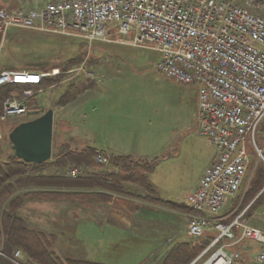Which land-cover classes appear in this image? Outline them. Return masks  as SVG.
<instances>
[{"label":"built area","instance_id":"obj_1","mask_svg":"<svg viewBox=\"0 0 264 264\" xmlns=\"http://www.w3.org/2000/svg\"><path fill=\"white\" fill-rule=\"evenodd\" d=\"M245 2L254 5L259 0ZM12 29L80 35L89 42L113 41L121 34L134 46L158 51L161 73L197 85L199 133L217 153L187 197L192 209L187 234L199 237L216 230L217 236L190 264L211 249L202 264H232L246 239L261 243L256 258L264 262V230L250 225L243 214L230 222L214 216L239 193L251 163L249 150L264 161V150L256 141L264 119V14L233 0H49L35 8H0V52ZM59 73V68L1 69L0 86L39 84L43 77ZM42 91L27 89L21 97L14 92L4 101L0 119L25 114L29 97ZM97 160L106 158L98 154ZM80 172L71 167L66 174ZM20 258L16 250L11 260L23 264Z\"/></svg>","mask_w":264,"mask_h":264},{"label":"rangeland","instance_id":"obj_2","mask_svg":"<svg viewBox=\"0 0 264 264\" xmlns=\"http://www.w3.org/2000/svg\"><path fill=\"white\" fill-rule=\"evenodd\" d=\"M8 1L16 2L17 7L35 8L49 0ZM233 1L246 5L255 13L264 14V0L254 5H247L245 0ZM11 33L9 42L0 52V70L40 67L60 69L59 75L62 77L57 83L43 89V93L38 92L29 97L38 98L44 112L49 108L54 110L53 151L62 144L76 149L87 145L100 147L107 136V123L110 125L112 119L123 121L127 127L125 137L129 138L132 147L142 145L158 158L154 170L149 174L151 190L136 184L137 189L142 193L152 191L153 195L168 200L187 201L188 195L195 190L217 153L209 139L199 133L197 85L179 83L161 73L157 69L161 56L158 51L134 46L129 37L121 34L114 35L113 41L89 42L80 35H57L21 29H12ZM69 59L75 62L63 71L61 65ZM105 104L115 107L118 115L104 113ZM34 115L27 110L23 115L0 119V150L4 158L11 153L8 141L13 126ZM112 131L113 140L122 132ZM256 141L264 150V119L258 125ZM249 151L250 167L255 170L256 165L264 164V161L256 152ZM134 158L139 160L136 155ZM43 170H57L56 162L50 161ZM104 208L90 201H43L25 203L20 213L31 227L46 234L61 231L62 226L66 225L71 228V233H64L68 236L67 242L63 236L55 233L57 240L53 250L63 258L89 259L103 264H160L169 246L156 254H150L152 249L149 246L135 249L123 246L118 251L110 246L108 255L97 259L91 255L85 256L84 249L94 252L101 243L105 245L113 238H117L121 245L125 244L123 240L126 232H120L109 224ZM54 218L56 221H53ZM76 223L78 231L73 229ZM149 224L137 219L128 233L140 235L139 232L150 230L144 228ZM191 238L187 229L179 237L180 240ZM240 246V252H244V248L250 251L252 261L257 260L260 242L246 239ZM26 259V256L20 258Z\"/></svg>","mask_w":264,"mask_h":264},{"label":"trees","instance_id":"obj_3","mask_svg":"<svg viewBox=\"0 0 264 264\" xmlns=\"http://www.w3.org/2000/svg\"><path fill=\"white\" fill-rule=\"evenodd\" d=\"M3 7L13 9L17 7V3L0 0V8ZM74 62L75 60L69 59L61 65V69L65 71ZM28 70L42 72L49 71L50 68L40 67ZM58 75L45 76L39 84L6 83L0 86V110L3 108L4 101L12 93L16 92L22 96L27 89L50 88L61 79V74ZM27 110L35 115L26 120L38 117L44 112L38 98L28 100ZM8 145L11 150L9 156L4 158L3 151L0 150V264H16L11 260L16 250H20L23 256L27 257L26 260H21L23 264H103L89 259L63 258L58 255L53 250L57 236L31 227L20 213V208L28 202L102 201L109 203L113 193H120L140 196L151 202L192 211L185 203L164 200L153 194L142 196L126 189L125 183L130 182L151 190L149 174L155 168L157 157L136 160L130 155L109 153L94 145L76 149L68 144H62L56 151L52 148V156L49 160L31 163L15 155L10 140ZM98 154H102L106 161H98ZM50 161L56 162L57 170L44 171L43 167ZM71 167H78L81 172L77 176H69L66 171ZM263 187L264 164L261 163L255 167L244 202L250 200ZM263 199L264 189L252 205L261 203ZM216 236V230H209L202 236L178 241L169 248L160 264H190ZM243 250L244 252H241L232 264H264L258 260L252 261L250 251L247 252L248 250L244 248ZM212 252V249L208 250L193 264H202Z\"/></svg>","mask_w":264,"mask_h":264},{"label":"crops","instance_id":"obj_4","mask_svg":"<svg viewBox=\"0 0 264 264\" xmlns=\"http://www.w3.org/2000/svg\"><path fill=\"white\" fill-rule=\"evenodd\" d=\"M103 108H104L103 109L104 113L106 114H110L113 116L118 115L117 109L115 107H110L109 104H105ZM123 124H124L123 121L120 120L114 121V119L111 120L110 125L109 123H107V128L105 130L106 131L105 134H107V136L104 138L102 145L100 147L97 146L96 147L99 148L100 150L109 153L130 155L133 158L135 157V155L139 159L156 158L155 155H152L153 153H149L147 150L143 148L142 145L132 147V145L129 142V138L125 137V132L127 131L126 130L127 127L124 126ZM112 129H114L115 132L122 131L120 132L119 137L115 136V140H113L114 132L112 131ZM110 134L112 139H110ZM253 173L254 170L252 169V167L249 166L245 180L242 184L239 193L235 198L228 200V202L220 210V212L214 215L215 217H219L222 218L224 221L230 222L231 220H233V218L236 215L243 214V217L250 225L264 230V199L263 201H261V203L252 205V203L257 198V196L262 192L264 187L250 200L244 202V196L248 188L250 187V181L252 179ZM125 185L128 191L135 192L142 196L152 194L151 192L148 191L144 193L140 192L137 189L136 184L134 183L127 182L125 183ZM135 189H137L138 191L137 190L135 191ZM164 200H168V199H164ZM169 201L175 203H185L186 205H188L187 201L177 202L171 199ZM52 202H56V201H52ZM66 202H74V201H66ZM79 203H85V202H79ZM95 203H99L100 206L105 207L104 210H105L106 219L109 222V224H111V226L114 227V229L120 232L121 231L126 232L125 235L126 237L123 240L125 242L124 245H121L120 242H117L118 240L117 238H113L112 240H110V242L108 241L107 243H105V245H102L101 243L98 247H96V250L94 252H90L89 249H84L85 256L91 255L94 256L95 259L99 258L100 256L102 257L104 255H108L110 246L112 247L113 250L116 251L121 249L123 246H127V248H131V249L141 248L143 246H149V248L152 249L150 254L152 253L156 254L157 252H159V250H162L163 247H167V246H169L167 249L169 250V248L175 243L174 241L176 242L182 241L179 239V237L181 236L182 232L185 231L186 233V229L189 222V215L191 212L189 210H183L182 208H174L165 204L151 202L140 196L136 197V196L120 194V193H113L112 200L109 203H105L102 201H96ZM77 205L82 206V204L81 205L77 204ZM137 219H139L141 223H148V224L153 223L144 227V228L148 227V229L150 230H148L147 232L146 231L139 232L140 235H133L128 233L133 229L134 223ZM53 221H56V219L54 218ZM58 221L59 220L57 219V222ZM77 224L78 223H76L73 227V229L76 231L79 230ZM71 231H72L71 228L68 225H66L65 227L62 226L61 231L54 232V234L57 233L58 235L63 236L67 242L68 236H65L64 233L65 232L71 233ZM239 233L240 231L236 229V234ZM168 238L172 239L169 241V243H168ZM64 246L67 247L68 244L65 243Z\"/></svg>","mask_w":264,"mask_h":264},{"label":"water","instance_id":"obj_5","mask_svg":"<svg viewBox=\"0 0 264 264\" xmlns=\"http://www.w3.org/2000/svg\"><path fill=\"white\" fill-rule=\"evenodd\" d=\"M54 110L17 124L9 132L15 155L31 163H42L52 156Z\"/></svg>","mask_w":264,"mask_h":264}]
</instances>
